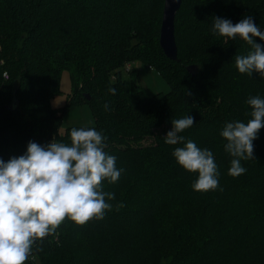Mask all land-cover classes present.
Returning a JSON list of instances; mask_svg holds the SVG:
<instances>
[{"label": "trees", "instance_id": "1", "mask_svg": "<svg viewBox=\"0 0 264 264\" xmlns=\"http://www.w3.org/2000/svg\"><path fill=\"white\" fill-rule=\"evenodd\" d=\"M164 4L0 0V158L25 154L30 141L70 143L73 127L60 132L65 112L89 105L92 127L103 131L105 151L123 169L116 183L104 181L115 199H106L112 207L103 220H65L33 246L27 264L36 257L39 264H264V128L255 159L242 160L247 171L237 177L228 174L233 157L220 135L227 122L251 118L247 100L264 98V78L235 66L250 45L212 33L214 17L237 23L246 16L264 32V0H183L175 20L178 61L160 46ZM134 62L159 71L170 91L146 95L132 69L125 80ZM64 70L73 91L65 107L54 108ZM14 101L18 107L9 110ZM187 115L195 124L179 135L213 153L216 190H194L198 173L173 156L184 144L165 143L172 120Z\"/></svg>", "mask_w": 264, "mask_h": 264}, {"label": "clouds", "instance_id": "2", "mask_svg": "<svg viewBox=\"0 0 264 264\" xmlns=\"http://www.w3.org/2000/svg\"><path fill=\"white\" fill-rule=\"evenodd\" d=\"M212 33L232 40L239 37L250 45L247 55L235 56V66L241 74L255 72L264 78V45L255 42L264 40V32L252 16L237 23L214 17ZM109 91L115 95V88ZM247 104L251 118L227 122L220 132L227 141L225 151L233 157L228 170L233 177L247 171L242 160L255 159L254 141L264 128V98L250 96ZM171 123L164 140L184 144L173 156L185 170L198 173L193 189L216 190L220 173L213 153L179 135L195 124V118L187 115ZM106 139L94 127H73L70 143L53 140L42 146L30 141L25 154L7 162L0 158V264H26L33 246L56 233L65 220L83 226L104 219L112 207L106 199H115L114 193L103 190L104 181L116 183L123 171L116 167V156L105 151Z\"/></svg>", "mask_w": 264, "mask_h": 264}, {"label": "rangeland", "instance_id": "3", "mask_svg": "<svg viewBox=\"0 0 264 264\" xmlns=\"http://www.w3.org/2000/svg\"><path fill=\"white\" fill-rule=\"evenodd\" d=\"M130 69L132 71H137L138 74V84L142 91L148 96L155 95L157 93H167L170 91L169 84L160 75V72L155 69H150L141 62L130 63ZM197 71V70H196ZM127 68L123 71V77L129 83L131 81V75ZM198 72V71H197ZM196 72V73H197ZM70 72L64 70L61 76L60 93L57 94L51 101V105L54 108L65 107L68 103V96L73 91V84L71 80ZM95 125V118L93 110L89 105H81L75 107H68L63 123L60 128L61 135H65L67 130L71 127H92ZM35 264H39L37 257L35 258ZM27 264V262H26Z\"/></svg>", "mask_w": 264, "mask_h": 264}, {"label": "water", "instance_id": "4", "mask_svg": "<svg viewBox=\"0 0 264 264\" xmlns=\"http://www.w3.org/2000/svg\"><path fill=\"white\" fill-rule=\"evenodd\" d=\"M164 10L160 29V46L170 60L178 61V47L175 37V20L178 11L181 9L183 0H164ZM191 74L196 76V66H189L187 69ZM91 98L88 96V100ZM18 107L17 101H14L9 110H14Z\"/></svg>", "mask_w": 264, "mask_h": 264}, {"label": "built area", "instance_id": "5", "mask_svg": "<svg viewBox=\"0 0 264 264\" xmlns=\"http://www.w3.org/2000/svg\"><path fill=\"white\" fill-rule=\"evenodd\" d=\"M126 68L128 69V71H130V64H128L127 66H126ZM150 69H153L152 67H149ZM4 77H6V79H8V74L5 72V74H4Z\"/></svg>", "mask_w": 264, "mask_h": 264}]
</instances>
